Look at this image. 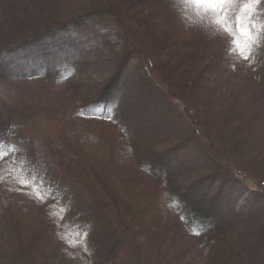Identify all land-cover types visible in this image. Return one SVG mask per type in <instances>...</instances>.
Wrapping results in <instances>:
<instances>
[{
    "label": "trees",
    "instance_id": "1",
    "mask_svg": "<svg viewBox=\"0 0 264 264\" xmlns=\"http://www.w3.org/2000/svg\"><path fill=\"white\" fill-rule=\"evenodd\" d=\"M73 2L18 0L13 5L0 0V53L51 34L71 32L91 20L115 24L125 42L124 50L115 49V54L118 51L127 61L136 57L142 61L137 100L116 121L94 115L116 95L124 69L108 81L68 72L65 84L54 86L67 67L53 68L47 79L35 82L42 90L31 101L1 95L0 139L15 145L16 151L0 158V234L20 250L11 264L38 263L50 241L46 238L49 232H63L57 228L61 222H66L67 234L72 232L79 240L85 239L81 233H90L86 244L71 242L78 264H163L164 254L159 253L168 245L167 213L178 196L161 149L167 138L176 135L164 137L161 125L154 126L155 111L146 102L145 85L159 88L174 113L186 122V140L191 141L193 153L196 148L204 149L214 169L236 170L216 135L203 81L207 69L215 68L209 46L218 32L194 12L189 15L187 0H90L77 8ZM181 6L187 13L177 21ZM89 57L79 59V71L85 62H94ZM48 88L52 89L43 92ZM78 105L75 113L67 112ZM96 119L105 127L93 137L97 131L90 121ZM45 122L57 123V130L45 142H38L39 137L30 131ZM24 173L46 181V193L48 188L56 190L47 201L55 200L62 209L55 212L51 205L56 218L52 225L45 222L46 210H37L34 201L40 196L34 185L22 182ZM194 192L186 198L193 224L204 231L226 227L227 217L212 210L207 200H196L199 195Z\"/></svg>",
    "mask_w": 264,
    "mask_h": 264
},
{
    "label": "rangeland",
    "instance_id": "2",
    "mask_svg": "<svg viewBox=\"0 0 264 264\" xmlns=\"http://www.w3.org/2000/svg\"><path fill=\"white\" fill-rule=\"evenodd\" d=\"M9 1L13 5L18 2ZM89 1L74 0L73 7ZM183 7L175 16L177 21L187 13ZM120 33L115 24L91 20L84 27H74L71 32L51 34L20 49L1 52L0 104L1 95L10 99L19 96L24 101L40 96L42 89L40 85L34 86L35 82L47 79L53 68L67 67L54 86L65 84L68 72H78V76L95 78L92 79L94 81H108L124 69L122 83L114 98L94 113L102 119L116 121L121 112L128 113L134 107L143 68L141 59L136 57L127 61L120 57L118 51L115 54V49L122 52L125 48ZM215 36H212L209 46L210 62L215 68L207 69V79L203 81L207 83L208 109L216 135L236 170L233 167L214 169L204 149L196 148L193 153L191 141L186 140V122L174 113L170 100L159 88L145 85L146 102H151V110L155 111L154 126L161 125L159 130L164 137L176 135L172 139L167 138L168 143L161 149L164 166L173 175L178 196V202L167 213L168 245L159 253L164 254L163 264H264V55L253 63L232 51L230 34L218 32ZM86 55H90L89 59L94 62L90 65L85 62L79 71L76 64ZM54 86L53 83L50 85ZM78 109L79 105L67 109V112L75 113ZM100 121H90L97 131L93 137L103 133L105 126L99 124ZM50 122L36 124L33 132L30 131L34 137H39L38 142H45L55 134L57 123ZM194 190L199 195L196 200H207L212 210L227 217L229 224L226 227L219 231H203L202 234L195 230L197 226L190 216L192 207L190 202H186L189 195L196 194ZM42 201L41 198L34 201L39 206L37 210H46L43 214L45 222L52 225L56 219L53 211L60 212L62 207L58 208L55 200ZM65 223L61 222L57 227L63 232H49L46 236L50 241L36 264H78L71 242L66 238ZM33 233L38 232H29V235ZM53 235L56 236L50 239ZM19 252L16 245L0 234V264L16 262Z\"/></svg>",
    "mask_w": 264,
    "mask_h": 264
},
{
    "label": "snow or ice",
    "instance_id": "3",
    "mask_svg": "<svg viewBox=\"0 0 264 264\" xmlns=\"http://www.w3.org/2000/svg\"><path fill=\"white\" fill-rule=\"evenodd\" d=\"M187 3L191 6L190 16L194 12L196 17L213 26L217 32L232 36V51L241 58L256 63L258 58L264 55V0H187ZM13 151H16L15 145L0 139V158L7 157ZM22 182L34 185L35 194L45 200L56 191L54 188H48L46 193L43 190L47 187L46 181H42L41 177L34 173H24ZM66 211L67 207L64 208L65 213ZM195 230L202 234L205 229L196 227ZM89 234L81 233L85 239L79 240L69 232L66 238L79 246L81 243H87L86 237Z\"/></svg>",
    "mask_w": 264,
    "mask_h": 264
}]
</instances>
